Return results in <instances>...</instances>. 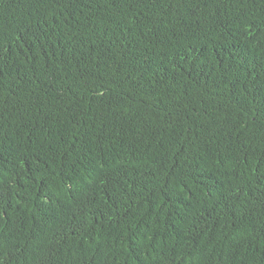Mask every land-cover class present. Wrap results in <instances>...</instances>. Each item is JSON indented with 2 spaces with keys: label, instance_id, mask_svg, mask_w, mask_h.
<instances>
[{
  "label": "trees",
  "instance_id": "16d2710c",
  "mask_svg": "<svg viewBox=\"0 0 264 264\" xmlns=\"http://www.w3.org/2000/svg\"><path fill=\"white\" fill-rule=\"evenodd\" d=\"M0 264H264V0H0Z\"/></svg>",
  "mask_w": 264,
  "mask_h": 264
}]
</instances>
